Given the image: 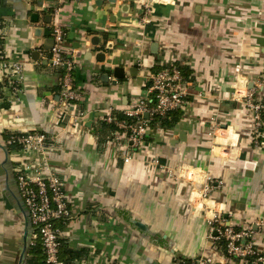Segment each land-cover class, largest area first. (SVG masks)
Instances as JSON below:
<instances>
[{"label": "crops", "instance_id": "0c3cea01", "mask_svg": "<svg viewBox=\"0 0 264 264\" xmlns=\"http://www.w3.org/2000/svg\"><path fill=\"white\" fill-rule=\"evenodd\" d=\"M144 1L0 0V51L23 64L21 92L10 99L0 88V264H25L35 240L18 190L21 164L32 178L46 166L62 180L71 216L61 248L76 253L71 264L199 255L249 264L209 237L206 218L218 211L237 228L264 218V0H169L152 13ZM55 22L76 64L75 106L61 99V71L47 61ZM171 60L193 76L179 119L149 125L124 162V141L103 118L144 96L155 64ZM247 91L263 105L259 126ZM15 131L43 133L44 149H9ZM253 238L264 252V226Z\"/></svg>", "mask_w": 264, "mask_h": 264}, {"label": "built area", "instance_id": "2783aa9c", "mask_svg": "<svg viewBox=\"0 0 264 264\" xmlns=\"http://www.w3.org/2000/svg\"><path fill=\"white\" fill-rule=\"evenodd\" d=\"M64 1V0H59ZM169 0H145V13L153 12L154 5ZM60 6L52 8L57 14ZM66 32L58 23L51 24V48L48 50L47 61L52 68L61 71L60 96L70 105L75 106L80 99L74 78L75 61L68 57L63 48ZM181 63L171 60L160 63L155 71L146 78L145 95L133 102L122 113L131 118L129 122L117 120L112 112L107 113L103 120L113 124L116 129L112 135L124 141L123 160L128 161L131 151L143 141L151 119L164 116L167 112L182 108L189 96L188 81L181 73ZM23 64L18 60L7 59L0 51V88H8L9 98L16 97L21 92V72ZM240 93V91H237ZM245 104L253 111L256 126L261 123L263 105L255 102L252 93L245 92ZM146 115V117H145ZM46 136L41 132H11L7 144L17 142L21 151L30 152L34 149L43 150ZM130 151V152H129ZM153 162L158 163V160ZM17 173V184L20 197L26 207L30 224L34 227L33 237L39 238L47 264H64L60 257V240L62 226L68 223L70 210L62 180L52 170L39 169L42 176L32 178L27 172L28 166L22 165ZM207 188L202 192L206 195ZM209 237L217 242L224 241V251L228 256L246 259L249 264H264V252L260 251L254 242L255 228L264 226V218L255 225L234 227L227 223L226 218L218 211L211 212L206 218ZM190 264H211V258L199 255Z\"/></svg>", "mask_w": 264, "mask_h": 264}, {"label": "trees", "instance_id": "16d2710c", "mask_svg": "<svg viewBox=\"0 0 264 264\" xmlns=\"http://www.w3.org/2000/svg\"><path fill=\"white\" fill-rule=\"evenodd\" d=\"M157 68L158 66L155 64V68L153 71H155ZM180 69H181V73L183 77L187 79V81L192 80L193 78V76H191L192 72L186 64L180 65ZM180 113H181L180 108L171 110L162 117L157 116L151 119V121L149 122V125L153 127L154 125L158 123L162 128H167L171 126L174 122H176V120L179 119ZM112 114L114 118L117 120H125L127 122L131 120V118L125 116L122 112H113ZM102 123L105 125L107 124L112 130L116 129V127L113 124H108L104 120ZM7 137H9V134H7ZM146 138L147 137L145 136L144 139ZM20 147L21 145L17 142H13L12 144H9V149H19ZM219 243L224 246L223 240H219ZM61 244H60V257L63 260L64 264H71V259L75 257L76 253H71L69 251L71 253L69 254V252L67 251H62ZM28 253H29V256L28 258H26L25 264H47L45 261L44 251H43L39 238H35L33 243H31V245L29 246ZM190 261L191 260L188 259V260L176 262L175 264H190Z\"/></svg>", "mask_w": 264, "mask_h": 264}, {"label": "water", "instance_id": "95a60500", "mask_svg": "<svg viewBox=\"0 0 264 264\" xmlns=\"http://www.w3.org/2000/svg\"><path fill=\"white\" fill-rule=\"evenodd\" d=\"M154 46H155V44L152 45V47H154ZM115 71L120 72L119 74H116V75H115L116 78H123V77H124L123 68H121V67H116V68H115ZM145 117H146V115H145Z\"/></svg>", "mask_w": 264, "mask_h": 264}]
</instances>
